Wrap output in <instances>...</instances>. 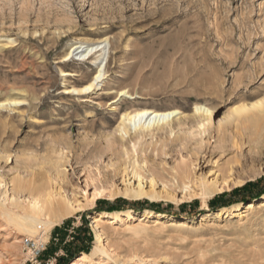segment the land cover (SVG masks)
Wrapping results in <instances>:
<instances>
[{"label": "rangeland", "instance_id": "obj_1", "mask_svg": "<svg viewBox=\"0 0 264 264\" xmlns=\"http://www.w3.org/2000/svg\"><path fill=\"white\" fill-rule=\"evenodd\" d=\"M106 36L103 79L89 92L65 93L97 71L79 56L64 61L66 51ZM125 87L137 98L112 106ZM20 89L25 100L0 107V203L18 181L94 200L49 231L40 259L24 245L22 264H71L91 252L102 212H120L116 224L145 212L178 224L154 229L150 218L135 236L108 225L110 255L93 264H264V209L237 224L264 199V112L242 109L264 97V0H0V98ZM196 102L213 109L211 119L195 112ZM127 106L184 114L123 137ZM135 162L157 198L131 195ZM213 182L219 189L204 197ZM17 197L26 201L28 191ZM8 259L0 248V264Z\"/></svg>", "mask_w": 264, "mask_h": 264}, {"label": "bare ground", "instance_id": "obj_2", "mask_svg": "<svg viewBox=\"0 0 264 264\" xmlns=\"http://www.w3.org/2000/svg\"><path fill=\"white\" fill-rule=\"evenodd\" d=\"M111 44V39L106 36L95 43L87 42V44H85L83 42H76L69 48L68 51H66L63 56L65 58L64 61H67L74 56H79L78 59H87L90 60L91 63L95 64L97 71L88 83L82 85L81 87H76L74 85L66 87L65 93H86L94 89L96 84L100 82L106 74L107 61L111 53ZM61 72L64 76L80 75L77 70L67 71L61 69ZM108 92L113 93L115 91L108 90ZM20 93L21 94L16 93L18 95L9 94L2 96L0 98V107L8 108L25 100L26 94L22 93H26V90L20 89ZM117 93L119 98L113 100L111 104L112 106L113 104H117L119 101L137 98V96L134 95L135 93H132L127 87L121 88L117 91ZM194 109L195 112L198 113L204 120L211 119L213 115V109L210 106L201 104L200 102L195 103ZM242 109L248 111L257 109L264 112V97L257 103L243 105ZM183 114L184 112L179 108L161 110L152 107H145L131 109L127 106L123 109L121 114V133L124 137L129 134L130 131L134 130L135 134L145 135L147 132H153L156 129H164L165 126L168 127L176 117ZM182 118H185V116ZM137 164L135 162L133 165L132 173L133 177L138 181L139 189L135 190V192L131 195H150L151 197L157 198L159 196L158 194L144 190V186L142 184V178L144 176L138 169L139 164ZM187 170L188 169L183 170L182 172V175L185 178L186 176H189ZM21 182H15L13 185L12 196L6 198L8 200V204L6 203V205L5 203H0V248L9 251V259L6 264H22L26 259L21 258L20 254L27 241L35 239L40 244L43 243L47 240L48 233L54 226L59 225L63 220L73 216L81 210H84L85 207L90 206V204H94V200L89 201L87 204H83L78 198L63 195L60 191L50 189V186V188L39 185L35 187H27L28 185H24ZM218 189L217 182L211 183L207 188H204V197L213 196V193ZM25 191H28L29 194L26 201H14L18 198L17 196L20 193ZM262 209H264V199L259 202H251L247 206L246 210L241 212V218L237 220V224H239V226L243 225L245 217L247 219V217L249 218L251 214L253 215V213ZM166 217L167 216L164 214L152 215L150 212H145V214L136 218L135 214L129 213L127 219H122L121 224H116L121 218L120 212L99 213L94 216L92 221V225L96 228V244L94 248L91 252L81 253L71 262V264H93L96 260L93 259L94 256L99 254L106 256L110 255V252L108 251V249H110L108 241L109 233L106 229L108 225H112L110 228H113L115 231H113L114 233L125 232L129 234L131 233L135 236L141 234V232L147 229L148 225L146 221H149L150 218H154V229H163L165 227L178 224V222L174 219L169 220V222L164 221ZM185 226V222H181L179 224L180 228ZM30 252L32 255L31 250ZM27 255L28 257L30 256V254ZM96 263L110 264L108 260H105V258H98Z\"/></svg>", "mask_w": 264, "mask_h": 264}, {"label": "built area", "instance_id": "obj_3", "mask_svg": "<svg viewBox=\"0 0 264 264\" xmlns=\"http://www.w3.org/2000/svg\"><path fill=\"white\" fill-rule=\"evenodd\" d=\"M26 245H27V246H32V247H34V249H35L34 252H35L36 260L41 258V254H42V252L45 250V249H44V250L42 251L41 249L45 247V244L42 245V243L39 244V242H37L36 240H29V241L26 242ZM40 245H42V247H40Z\"/></svg>", "mask_w": 264, "mask_h": 264}, {"label": "trees", "instance_id": "obj_4", "mask_svg": "<svg viewBox=\"0 0 264 264\" xmlns=\"http://www.w3.org/2000/svg\"><path fill=\"white\" fill-rule=\"evenodd\" d=\"M78 239H79V237H78ZM43 255V254H42ZM42 257V256H41Z\"/></svg>", "mask_w": 264, "mask_h": 264}]
</instances>
